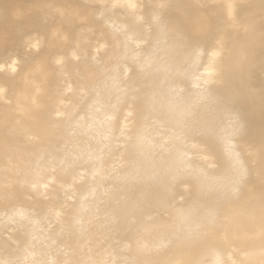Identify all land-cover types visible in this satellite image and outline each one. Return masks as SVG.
Returning <instances> with one entry per match:
<instances>
[{"label": "bare ground", "instance_id": "obj_1", "mask_svg": "<svg viewBox=\"0 0 264 264\" xmlns=\"http://www.w3.org/2000/svg\"><path fill=\"white\" fill-rule=\"evenodd\" d=\"M0 264H264V0H0Z\"/></svg>", "mask_w": 264, "mask_h": 264}]
</instances>
